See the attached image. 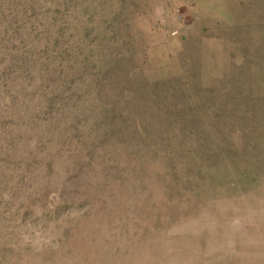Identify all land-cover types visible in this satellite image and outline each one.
I'll list each match as a JSON object with an SVG mask.
<instances>
[{
	"label": "rangeland",
	"instance_id": "374dc122",
	"mask_svg": "<svg viewBox=\"0 0 264 264\" xmlns=\"http://www.w3.org/2000/svg\"><path fill=\"white\" fill-rule=\"evenodd\" d=\"M0 264H264V0H0Z\"/></svg>",
	"mask_w": 264,
	"mask_h": 264
}]
</instances>
